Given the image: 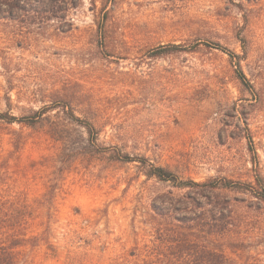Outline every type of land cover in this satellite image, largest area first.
Returning a JSON list of instances; mask_svg holds the SVG:
<instances>
[{
  "label": "rangeland",
  "instance_id": "obj_1",
  "mask_svg": "<svg viewBox=\"0 0 264 264\" xmlns=\"http://www.w3.org/2000/svg\"><path fill=\"white\" fill-rule=\"evenodd\" d=\"M67 22L0 20V114L45 112L34 127L0 119V196L21 195L42 235L30 264H149L172 221L153 206L192 190L151 164L183 181L264 178V0H79ZM167 45L186 49L153 55ZM214 194L264 264V203Z\"/></svg>",
  "mask_w": 264,
  "mask_h": 264
},
{
  "label": "trees",
  "instance_id": "obj_2",
  "mask_svg": "<svg viewBox=\"0 0 264 264\" xmlns=\"http://www.w3.org/2000/svg\"><path fill=\"white\" fill-rule=\"evenodd\" d=\"M78 1L0 0V20L26 17L48 21L59 19L68 23L70 9L76 8ZM185 49L181 45H167L156 50L153 55L159 57ZM44 113V110H39L31 118L21 119L0 114V119L19 121L34 127L37 124L35 117ZM70 115L87 130L88 140L97 144L99 132L94 125L82 122L72 111ZM116 159L127 161L130 158L125 155ZM146 174L148 177L170 181L179 189H192L187 192L185 201L172 198L153 206L160 217L172 216V221L156 228V241L146 250L151 257L149 264H263L258 257L250 254L246 242L233 236L235 219L231 199L211 198L219 190L244 188L251 196L264 203V178L259 171L255 174L254 183L248 186L226 178H211L205 182L191 179L183 181L167 169L152 164ZM58 179L61 180L62 177ZM57 185L52 184L44 198H54ZM21 198L17 194L11 202L0 196V264H30L29 248H35L42 241V235L33 234L28 218L26 220L23 217L26 206ZM33 213L34 211L30 216Z\"/></svg>",
  "mask_w": 264,
  "mask_h": 264
}]
</instances>
